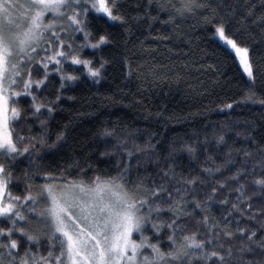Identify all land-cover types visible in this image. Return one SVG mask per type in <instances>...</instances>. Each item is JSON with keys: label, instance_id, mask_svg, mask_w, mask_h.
Segmentation results:
<instances>
[{"label": "trees", "instance_id": "16d2710c", "mask_svg": "<svg viewBox=\"0 0 264 264\" xmlns=\"http://www.w3.org/2000/svg\"><path fill=\"white\" fill-rule=\"evenodd\" d=\"M106 1L111 16L82 2L86 64H28L18 151L0 152L9 192L122 181L148 216L141 257L175 252L180 236L206 257L179 264H264V0ZM219 29L248 49L251 79ZM0 232L21 257L63 256L53 233L35 239L8 217Z\"/></svg>", "mask_w": 264, "mask_h": 264}, {"label": "rangeland", "instance_id": "374dc122", "mask_svg": "<svg viewBox=\"0 0 264 264\" xmlns=\"http://www.w3.org/2000/svg\"><path fill=\"white\" fill-rule=\"evenodd\" d=\"M82 2L111 16L106 0H0V152L13 155L18 151L10 124L17 114L14 99L31 86L28 64L35 60L60 66L62 62L87 63L79 55L80 43L76 40L78 34L86 36ZM218 33L251 79L248 49L237 45L222 30ZM3 217L10 218L16 230L27 232L29 219L33 220L30 225L34 227L29 226L31 236L36 239L53 233L64 251L55 262L51 253L49 260L32 254L21 257L15 243L5 242L0 232V264H179L206 257L202 245L180 236L175 252L162 253L159 247L149 245L152 255L141 257L140 251L148 244L140 230L148 216H143L140 201L122 181L86 186L47 178L26 199H19L9 192L0 164ZM157 224L159 230L161 225Z\"/></svg>", "mask_w": 264, "mask_h": 264}]
</instances>
